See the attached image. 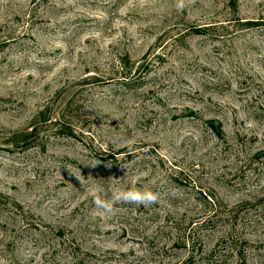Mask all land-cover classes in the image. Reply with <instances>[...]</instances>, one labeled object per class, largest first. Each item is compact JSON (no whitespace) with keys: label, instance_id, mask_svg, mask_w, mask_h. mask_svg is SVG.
<instances>
[{"label":"rangeland","instance_id":"obj_1","mask_svg":"<svg viewBox=\"0 0 264 264\" xmlns=\"http://www.w3.org/2000/svg\"><path fill=\"white\" fill-rule=\"evenodd\" d=\"M262 151L264 0H0V264H264Z\"/></svg>","mask_w":264,"mask_h":264},{"label":"clouds","instance_id":"obj_2","mask_svg":"<svg viewBox=\"0 0 264 264\" xmlns=\"http://www.w3.org/2000/svg\"><path fill=\"white\" fill-rule=\"evenodd\" d=\"M189 0H176L177 11H183ZM133 141H129V151H132ZM93 202L98 209H101L107 216L116 214L117 204H132L137 206L148 207L156 203L159 195L149 189L136 187L116 188L112 191L110 199H104L96 190H92Z\"/></svg>","mask_w":264,"mask_h":264},{"label":"trees","instance_id":"obj_3","mask_svg":"<svg viewBox=\"0 0 264 264\" xmlns=\"http://www.w3.org/2000/svg\"><path fill=\"white\" fill-rule=\"evenodd\" d=\"M235 11H237L236 10V7H235ZM197 30H202V29H197ZM198 32H202V31H197V33H190L191 35H193V34H198ZM216 133H217V136L219 137V138H221L222 137V132L219 130V129H216ZM145 148H150V146L149 145H145ZM129 150V148H125V149H123V150H121V151H119V152H117V153H114V154H111L110 155V158L111 159H113V160H116V158H118V156H121V155H124L125 154V157H129V159L131 158V157H135L136 156V154L137 153H135L136 151H132V152H129V153H126L127 151ZM264 155V151H262L261 153H258L257 155H256V157H260V156H263ZM9 199L7 198V197H5L4 195H2V194H0V204H4V203H2V202H6V204H7V202L9 203V201H8ZM57 234H59L58 236H62V234H63V231H58L57 232ZM186 240V239H185ZM183 241L182 240V245H183V247L184 248H188V249H190V247H194V246H192L193 245V241H192V239H191V237H190V235H189V237H188V239L186 240V241ZM191 251H192V249H191ZM239 256H240V258L243 260V262H244V264H248V262H247V259H246V255H244V253L243 252H240L239 253Z\"/></svg>","mask_w":264,"mask_h":264}]
</instances>
